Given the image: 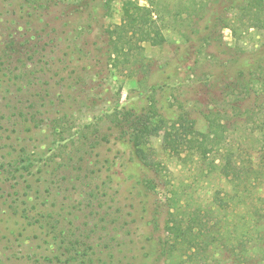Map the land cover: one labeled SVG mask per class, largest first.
I'll return each mask as SVG.
<instances>
[{"label": "rangeland", "instance_id": "obj_1", "mask_svg": "<svg viewBox=\"0 0 264 264\" xmlns=\"http://www.w3.org/2000/svg\"><path fill=\"white\" fill-rule=\"evenodd\" d=\"M14 1L17 0H0V55L5 61L2 70L15 67L13 75L20 76L26 71L29 78H23L15 85L2 83L0 108L4 115L11 117V108L20 103L24 107L23 113L27 112L28 116L32 113L36 117L35 133L64 139L78 129L85 131L89 123L97 121L114 101L125 108L144 106L142 115L151 118L154 131L143 138L142 150L149 159L161 162L158 194L153 198L156 201L157 197L161 201L165 196L174 198L176 209L169 211L175 214L173 219L180 224V233H186L181 242H178L180 238L173 241L174 248L167 264H264V103L260 110L246 114L240 85L224 86L236 74L238 64L234 54L259 52L264 45V32L246 31L240 26L233 35L226 28L218 37L219 47H196L194 52L187 48L189 43L184 36L197 29L198 24L204 26L205 20L217 11L215 0H25L21 10L19 6L17 10L12 8ZM129 1L138 2L152 11L156 26L165 37L164 42L151 45L139 41L138 36H131V32L124 34L125 56L114 60L108 68L83 59L84 69H78L79 79L70 90L72 97L61 96L54 77L51 78L52 72L43 73L41 68V61L46 59L44 55L53 62L57 57V53L49 52L53 49L50 37L64 49L59 40L61 35L56 36V31L50 37L46 36L39 30V25L48 17L53 18V25L60 26L66 41H70L65 49L66 58L72 61L82 55L78 49L92 50L89 45L94 35L91 34L101 33L95 44L97 47L107 44L108 32L116 31V27L129 19L124 7ZM26 14L32 20L26 22ZM190 37V43L196 40L195 36ZM128 50L131 52H126ZM209 78L211 81L207 82ZM44 81L49 83L43 84ZM253 84L255 92L261 90L264 93V84L256 81ZM63 98L67 99L66 104L60 103ZM163 109L181 116L184 121L175 123L171 118L159 122ZM210 110L211 114L208 113ZM204 114L214 123L212 129L216 136L213 134L210 139L218 144V151L208 153L206 158H201L195 146L192 150L186 148L187 144L179 155L164 151L165 130L174 132L189 124L195 126L196 122L195 128L206 132L208 121ZM56 120L61 123L58 128L54 126ZM1 125L2 138L11 132V140L15 143L17 132L9 125ZM45 138L40 136L39 140ZM190 139L185 138L183 142ZM194 139L202 138L196 136ZM8 142L6 138L0 140V152L7 150ZM56 175L50 190L53 197L62 193L60 189L65 184L61 183L65 179L74 184L76 171L67 170ZM123 180L129 181L126 173H118L115 181L122 184ZM2 191L5 189L0 184V264H63L61 258L49 263L56 249L52 240L39 230L40 225L30 221L32 227L28 226L29 221L21 212L11 208L10 197L6 196L5 201L1 198ZM42 192L46 196L44 188ZM27 199L32 201L30 195ZM34 202L40 203V200L34 199ZM63 203L66 204L63 199L56 203L50 200L46 205L62 206ZM166 210V207L162 208L160 215L163 216ZM126 212L127 209H122V218H127ZM56 219L70 224L77 229L76 233L84 236L93 229V218L87 209L81 212L66 208L60 212V217L50 221ZM113 233V229L100 228L93 240L100 245L99 240L109 238ZM103 251L89 252L90 264H102L107 259V251ZM116 260L113 258L111 262ZM85 261L75 264H87ZM124 262L127 264L126 260Z\"/></svg>", "mask_w": 264, "mask_h": 264}, {"label": "trees", "instance_id": "obj_2", "mask_svg": "<svg viewBox=\"0 0 264 264\" xmlns=\"http://www.w3.org/2000/svg\"><path fill=\"white\" fill-rule=\"evenodd\" d=\"M214 2L217 4V11L205 20L204 26L200 27L197 22V29L184 36L189 43L187 48L196 52V47L198 49L202 46L219 47L218 37L226 28L231 30L233 35L240 26L246 31L255 29L259 33L264 32V0H215ZM22 3H25V0H17L14 1L13 7H10L17 10L19 6L18 9L21 10ZM124 7L129 14V19L116 27V31L108 32L107 44L97 47L96 43L99 42L101 33L99 31L91 34L94 35L89 45L92 50L78 49L82 55H77V59L72 61L66 58L67 49H65L68 48L70 41L69 43L66 41L60 26L53 25V18L50 17L52 19L50 20L48 17V20L39 25V30L46 36L50 37L52 32L56 33V31H58L56 36L61 35L59 40L62 41L63 50L54 41L55 38L50 37V46L53 49L49 52L57 53L55 62L53 59L48 61L50 57L44 54L46 59L41 61L43 73L52 72L51 78L54 77V84L58 86L61 96L67 94L72 97L70 90L79 79L78 69H84L81 62L83 59L88 58L86 61L98 62L99 65L104 64L108 68L114 60L125 56L124 34L128 35L131 32V36H138L139 41L149 42L151 45H160L164 42L165 37L156 26V20L153 19L152 11L148 7L140 6L138 2L130 3V1L125 3ZM32 9L35 10L33 7ZM29 16L27 14L24 16L26 22L32 20ZM89 16L94 19L93 15ZM35 17L38 18L39 15ZM190 35L196 37V40H191V43ZM234 56L238 64L236 74L233 80L224 86L231 88L240 85L241 100L246 101L244 102L245 113H255L264 103V93L261 90L255 92L252 88L255 81L260 85L264 84V45L254 54L244 53V55L234 54ZM4 63V57L0 55V86L3 85L2 83L15 85L17 81L29 78L26 71L20 76L13 75L16 71L15 67L6 68L5 73L2 70ZM159 74L162 75L161 72ZM47 81L43 84H48ZM210 81L209 78L207 82ZM47 87L50 88L49 85ZM66 102V98L60 101L61 104ZM143 110L145 109L142 105L125 108L114 101L110 108L100 114L97 121L89 123L85 131L78 129L64 139H52V137L35 133L36 117L29 112L31 116H28L27 112L23 113L24 107L20 103L11 108L12 118L8 114L4 115V110H0V127H2L1 124L7 127L9 125L18 136V139L16 137V140L14 139L15 144L11 140V132L8 136L5 135L6 140H9L6 144L7 150L0 152V184L5 189L1 193V198L5 201L6 196H9L11 208L15 209V212H21L22 217L29 221L28 226L32 227V222L40 225L39 230L52 240L56 249L49 263H54L52 260L59 261L61 258L63 264L84 263V259H86L85 263L90 264L89 252L94 253L98 250L104 253L103 250H105L107 259L102 264H125L124 260L127 264H167V259L171 257L174 248L173 241L177 242L176 240L180 238L178 242H181L182 237L186 236L185 232L180 233V224L173 219L175 214L169 211L170 208L176 209L174 198L165 196L162 201L160 197H157L158 201L153 198L158 194L156 192L159 186L158 180L161 177L158 174L161 162L149 159L142 150L143 138L154 131L151 118L144 117ZM208 113L211 114L212 110ZM203 117L206 122L208 121L206 132L198 131L195 128L196 122L195 126L192 124L186 128L179 126L180 128H176L174 132L165 130L164 151L179 155L186 144L185 147L189 150L195 146L201 158H206L208 153H213L215 150L218 151V144L210 139L211 135L216 136L212 129L214 123L210 121L212 120L210 116L204 114ZM161 118L159 122L171 118L175 123L184 121L181 116L177 117L166 109H163ZM55 123L54 126L57 128L61 124L57 120ZM40 136L46 138L39 140ZM196 136L202 139L197 141L194 139ZM5 138H2L0 133V140L5 141ZM185 138L191 139L185 143L183 142ZM41 144H44V147ZM71 153L72 155L69 156ZM66 154L67 157L64 158ZM223 162L224 160L221 159L222 166H224ZM67 170L76 171L74 184L62 177L65 181L61 184H65V187L60 189L62 193H57L53 197L50 190L56 180L52 178L57 176L56 173ZM118 173H126V179L129 181L123 180L122 184L115 181ZM43 188L47 192L46 196L42 192ZM29 195L32 201L27 199ZM34 199L35 201L39 199L40 203L34 202ZM61 199L65 200L66 204L46 205L50 200L56 203ZM164 207L167 210L161 216ZM66 208H75L81 212L87 209L93 218L91 219L93 229L88 230L84 236L76 233L77 229L75 230L70 224L60 223L58 219L50 221L51 218L60 217V212ZM122 209H127L124 215L127 218H122ZM100 228L113 229L114 233L109 238L103 237L98 245L93 238ZM108 232L110 234V231ZM148 243L150 244L146 246ZM101 247L103 249H100ZM113 258L118 260L111 262Z\"/></svg>", "mask_w": 264, "mask_h": 264}]
</instances>
